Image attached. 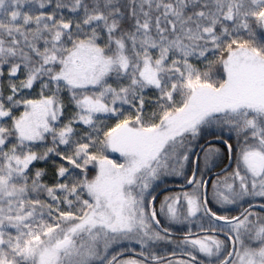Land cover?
<instances>
[{"label":"snow or ice","instance_id":"1","mask_svg":"<svg viewBox=\"0 0 264 264\" xmlns=\"http://www.w3.org/2000/svg\"><path fill=\"white\" fill-rule=\"evenodd\" d=\"M0 264H264V0H0Z\"/></svg>","mask_w":264,"mask_h":264}]
</instances>
